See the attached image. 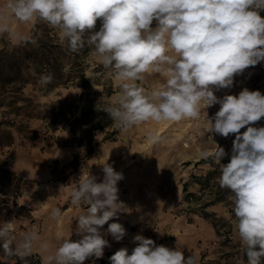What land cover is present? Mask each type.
Segmentation results:
<instances>
[{
  "label": "clouds",
  "instance_id": "1",
  "mask_svg": "<svg viewBox=\"0 0 264 264\" xmlns=\"http://www.w3.org/2000/svg\"><path fill=\"white\" fill-rule=\"evenodd\" d=\"M261 10L264 0H5L0 5V34L16 43L27 42L29 38L12 24L43 21L58 29L70 51L87 43L119 83L104 111L123 131L150 122L205 118L211 134H234L228 163H221L227 153L216 144L218 183L232 193L234 228L247 264H264V126H252L264 118V94L247 87L238 95L215 94L230 89L235 76L264 61ZM149 73L163 79L146 89L140 82ZM51 80V74L42 75L39 83ZM217 104L219 110L209 117L206 109ZM162 139L156 131L148 134L152 143ZM103 173L100 182L93 175L81 176L71 188V204L87 205L76 220L80 239L72 241L71 231L53 250L34 229L16 240L12 220L5 221L0 226L5 256L23 258L38 246L45 264H84L90 257L102 258L110 247L105 236L120 242L127 234L120 223H108L126 211L117 187L123 175L109 164ZM60 215L59 208L52 209L53 219ZM133 242L131 254L121 248L110 257L111 264H199L197 257L185 256L177 246L156 245L139 234Z\"/></svg>",
  "mask_w": 264,
  "mask_h": 264
},
{
  "label": "rangeland",
  "instance_id": "2",
  "mask_svg": "<svg viewBox=\"0 0 264 264\" xmlns=\"http://www.w3.org/2000/svg\"><path fill=\"white\" fill-rule=\"evenodd\" d=\"M4 2L0 0V5ZM34 24L13 23L12 27L29 38ZM20 43L0 34V47ZM87 59V74L97 77L90 89L59 86L45 94L40 76L25 66L26 82L18 101L22 105L20 114L7 116L0 110V166L10 172V181L1 189L5 202L0 206V226L12 220L16 240L34 229L53 250L71 231L70 239L77 241L81 237L75 232L76 220L87 205L71 204L73 183L89 175L102 181L103 166L109 164L123 175L117 187L126 211L108 223H120L127 234L120 242L110 234L105 236L110 247L104 253L121 248L131 253L136 246L133 237L139 234L151 238L156 245L173 249L177 246L185 256L197 257L199 264H247L234 228L229 199L232 193L219 187L220 172L213 155L217 145L223 147L227 155L221 163H228L235 135L224 138L211 134L205 118L150 122L128 131L121 130L114 121L100 130L91 115L73 122L70 115L77 117L84 110L105 108L119 90L111 69L95 73L93 69L99 62L92 51ZM162 79L159 74L149 73L140 83L149 89ZM245 87L264 94V61L235 76L230 89L215 94L238 95ZM210 108L218 111L219 105ZM57 112L60 121L54 119ZM9 118L13 121L8 122ZM252 126H264V118ZM112 130L116 131L108 134ZM152 131L163 138L161 142L148 140ZM202 152H207V156H202ZM212 171L215 173L204 180L205 189L201 190L196 178H204ZM188 192L194 196H186ZM218 192L223 200L208 205ZM54 208L61 211L58 219L51 217ZM107 227L105 224L102 232ZM29 256L45 264L38 246L33 247ZM0 259H6L2 247Z\"/></svg>",
  "mask_w": 264,
  "mask_h": 264
},
{
  "label": "trees",
  "instance_id": "3",
  "mask_svg": "<svg viewBox=\"0 0 264 264\" xmlns=\"http://www.w3.org/2000/svg\"><path fill=\"white\" fill-rule=\"evenodd\" d=\"M260 15L264 18V10L260 11ZM97 22L96 30L99 29ZM36 43H31V40ZM87 33L85 34V40ZM92 48L85 45L77 52H72L68 48L67 41L61 42L58 35V29H53L46 22L38 21L34 24L32 34L27 42H21L19 45L5 44L0 47V110L7 116H17L20 114L22 105L18 101L22 99L21 90L26 82L25 66H30L37 76L51 74L52 80L47 85H43V92L50 93L59 86H74L83 89H90L94 82L97 81L96 76H89L87 68L88 55ZM104 69L102 64H97L93 72H101ZM59 113L54 115V119L60 121ZM91 115L97 120V128L104 130L110 127L113 120L104 111V108L97 110H84L77 117L70 115L73 122L79 121L81 117ZM9 118L8 122L13 121ZM116 130L110 131L108 134L114 133ZM203 161H207L204 158ZM199 161L197 162V164ZM215 172H209L204 178H196L201 185V190L205 189L204 180H208ZM10 172L3 170L0 166V206L5 202L3 200L4 193H1L2 186L10 181ZM188 182L184 183V190L187 191ZM188 197L194 196V193L188 192ZM223 200V196L217 193L214 200L208 202L214 204ZM113 251H107L102 258L90 257L84 264H111L110 257L114 254ZM131 254V253H129ZM0 264H41L38 259L32 256L23 258L18 256L7 257L0 259Z\"/></svg>",
  "mask_w": 264,
  "mask_h": 264
},
{
  "label": "built area",
  "instance_id": "4",
  "mask_svg": "<svg viewBox=\"0 0 264 264\" xmlns=\"http://www.w3.org/2000/svg\"><path fill=\"white\" fill-rule=\"evenodd\" d=\"M215 110H214V108H210V109H208V115H209V117H212L214 114H215Z\"/></svg>",
  "mask_w": 264,
  "mask_h": 264
}]
</instances>
